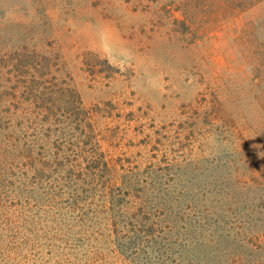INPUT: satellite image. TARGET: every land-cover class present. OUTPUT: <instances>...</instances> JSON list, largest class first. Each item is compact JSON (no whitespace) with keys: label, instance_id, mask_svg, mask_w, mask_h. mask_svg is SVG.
Segmentation results:
<instances>
[{"label":"rangeland","instance_id":"1","mask_svg":"<svg viewBox=\"0 0 264 264\" xmlns=\"http://www.w3.org/2000/svg\"><path fill=\"white\" fill-rule=\"evenodd\" d=\"M241 4L234 11L225 0H0V52H57L85 105L111 104L98 123L110 164L138 167L140 179L148 166L165 169L153 179L166 185L152 213L166 217L162 227L181 218L156 244L128 243L122 231L138 213L134 197L113 207L114 222L99 197L83 216L54 210L41 222L35 207L45 201L35 191L29 225L0 219V264H142L155 246L177 264H264V201L233 190L228 177L236 156L259 148L246 128L259 123L246 41L264 39V9L244 12ZM4 191L0 213L20 203ZM218 217L230 234L240 222L239 232L257 242L240 247L220 237L214 248ZM225 249L242 260L230 263Z\"/></svg>","mask_w":264,"mask_h":264},{"label":"trees","instance_id":"2","mask_svg":"<svg viewBox=\"0 0 264 264\" xmlns=\"http://www.w3.org/2000/svg\"><path fill=\"white\" fill-rule=\"evenodd\" d=\"M237 3H242L244 12L256 7L264 9V0H225V4L234 11L239 9ZM254 24L248 22L247 31L253 30ZM246 45L248 64L253 70L251 82L258 88L256 103L259 113L256 127L249 123L246 128L248 137H252L259 148H247L251 151L249 154L237 153L236 162L240 164H232L228 177L233 190L255 193L264 201V39L250 37ZM110 106L108 102L85 105L81 101L66 64L57 52H40L36 48L14 50L8 54L0 52V190L12 193L14 199L20 201L12 211L9 206H4L0 219L17 229L20 221L24 227L29 225L35 215L25 214H31L37 191L45 201L44 206L35 207L42 212L39 216L41 222L63 210L83 216L85 208L95 197L101 199L100 208L114 222L117 219L113 215V207H118L123 198L132 196L138 213L128 217L126 225L130 229H123V242L151 241L156 244L163 229L172 232L177 227L176 217L181 221L179 216L162 227L166 217L162 219L161 213L155 214L156 203H151L165 190L166 183L161 178L153 180L160 177L156 175V169L160 168L148 166L145 178L140 179L138 167L134 172L123 164H116L120 171L118 175L116 166L107 159L98 123L111 113L106 110ZM258 130L263 131L261 138L257 136ZM226 186L224 183L223 189ZM227 195L225 192V197ZM157 205L163 206L164 202L157 201ZM119 225L117 222L113 226L116 235ZM213 226L209 242L214 244V248L220 247V237L235 241L240 247L241 244L252 246L251 240H258L256 236L239 232L242 229L240 222L236 226L239 231L233 234H230L231 226L226 229L220 224L219 217ZM152 253V258L142 264H177L169 260L166 249L155 246ZM227 253L230 263L242 260L240 253L225 249L223 254Z\"/></svg>","mask_w":264,"mask_h":264}]
</instances>
